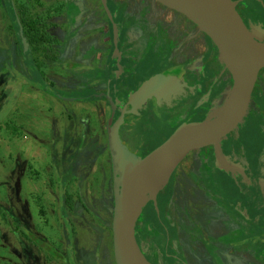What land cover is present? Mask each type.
<instances>
[{
	"label": "flooded vegetation",
	"instance_id": "obj_1",
	"mask_svg": "<svg viewBox=\"0 0 264 264\" xmlns=\"http://www.w3.org/2000/svg\"><path fill=\"white\" fill-rule=\"evenodd\" d=\"M233 1L250 31L255 34L264 31V0ZM106 4L116 25V39L101 0H0V22L5 24V37L8 39L7 47L0 46L1 60L12 74L15 71L13 75L6 73L0 77V114H4L1 112V93L8 91V83L22 81L24 91L34 96L40 91L35 78L46 82L52 92L67 88L71 91L90 90L93 99L83 100L79 95L66 98L81 104V108H73L71 114H82L79 111L82 104L93 101H102L105 107L103 132L96 127V131H92L86 114L82 116L80 128L72 123L60 125L51 117L41 121L42 117L39 118L33 110L30 114H23L17 104L20 97L12 109L14 112L10 113L16 114L14 124L7 121L6 115L0 116V134L4 130L16 137L19 152L23 150L24 137L31 143L32 150L35 149L34 144L48 152V160L43 164L46 173L44 187L45 192L52 193L55 203L60 229L58 239L50 229L33 232L24 217L23 177L33 182V176H28L33 173L32 164L23 153L18 152L14 158L20 167L17 175L20 204L15 217L24 227L25 233L19 234L18 239L27 264H48L51 261L100 264L99 251L105 243L106 251L112 252L114 262L112 174L106 136L111 107L104 96L109 79H115L109 83V95L116 105L113 121L122 108L131 110L128 100L151 77L162 74L178 79L168 93L156 92V95L147 97L134 109L136 115L125 118L119 127V137L131 152L124 140L129 141V133L136 130L140 140L133 147L142 154L133 153L138 156L149 153L169 135H163L154 143L150 139L143 141L146 133L152 139L158 135L148 130V119L161 114L171 131L183 123L201 122L212 114L214 107L222 105L224 95L232 85L231 75L220 60L216 47L184 15L156 0H106ZM94 10L103 14L101 20L91 19L87 11ZM13 17L19 24L18 32L12 27ZM20 35L31 39V44L26 45V53L30 55L27 65L33 67L36 75L30 74L26 64L14 54ZM7 54L9 59H6ZM71 55L73 57H69ZM68 60L77 66L75 73H71L72 78L67 77V67L71 69L73 64ZM17 62L25 65L20 72ZM81 69L82 74L79 73ZM57 70L63 71L64 79L55 78ZM89 70L93 72L90 75ZM16 74L23 79H17ZM42 89L44 91L45 88ZM46 111L50 114L51 107ZM249 123L258 132L257 142H253L256 157H244L243 164L238 146L227 142L248 128ZM91 153L94 155L88 160L86 155ZM83 161H93L100 169L97 176L99 189L91 196L96 207L87 200ZM24 167L30 170L24 171ZM35 176L36 180L40 177L38 173ZM221 176L233 179L236 185L244 179V196L252 203L250 210L264 213V67L256 79L248 118L239 131L227 136L217 146L187 155L157 193L155 202L149 200L143 207L148 208V219L139 221V216L135 238L151 264H264V259L256 254L264 248V221L260 228L253 224L244 230V226H249L245 209L228 202V196H224L221 190L214 191L219 187L216 177ZM88 216L98 224L91 223ZM255 228L258 231L256 235L250 234L249 230ZM30 244L31 250L28 249ZM142 244L145 245L144 252Z\"/></svg>",
	"mask_w": 264,
	"mask_h": 264
},
{
	"label": "water",
	"instance_id": "obj_2",
	"mask_svg": "<svg viewBox=\"0 0 264 264\" xmlns=\"http://www.w3.org/2000/svg\"><path fill=\"white\" fill-rule=\"evenodd\" d=\"M156 1L184 15L207 36L231 75L232 85L218 111L201 122H194L198 124L194 130H186L193 123H183L149 153L138 156L122 143L119 127L125 118L136 115L134 109L147 97L156 95V92L168 93L169 89L176 86L178 79L162 74L151 77L128 100L131 110L122 108L114 121L116 105L109 95V83L115 79L106 82L104 96L111 107L106 136L112 174L111 232L115 264H151L144 257L135 238V225L143 207L149 200L155 202L157 193L187 155L217 146L227 136L239 131L248 118L256 79L260 69L264 67V31L259 34L250 31L238 14L233 0ZM101 2L112 23L116 39L115 22L106 0ZM25 50L24 43V57ZM118 74L117 70L116 75ZM46 92L65 99L52 91ZM137 186L144 187L142 196H135Z\"/></svg>",
	"mask_w": 264,
	"mask_h": 264
},
{
	"label": "rangeland",
	"instance_id": "obj_3",
	"mask_svg": "<svg viewBox=\"0 0 264 264\" xmlns=\"http://www.w3.org/2000/svg\"><path fill=\"white\" fill-rule=\"evenodd\" d=\"M244 11V6L242 7ZM90 13L91 19L94 21H99L103 17V14L97 10L94 11H87ZM11 14V13H10ZM14 17L12 18L13 22V28L18 32L19 24L17 22H14ZM5 24L0 22V46L1 47H7L8 42L7 38L5 37ZM20 35L18 39L21 37ZM25 58H21L20 61H24L26 64V68L32 75H36V73L33 71V67L28 64V60H30V55L28 53L25 54ZM73 57V55L69 56ZM80 58V57H79ZM18 59V57H17ZM70 62V60H68ZM17 67L18 71L25 68V65L18 64ZM73 63V62H70ZM76 63H73L70 67H67L68 73L67 77L72 78L73 74L75 73L74 68ZM69 66V65H68ZM156 66V64H155ZM89 75L93 72L90 70L88 71ZM15 71L13 72V74ZM71 73H73L71 75ZM82 74V69L79 72ZM12 74V73H11ZM12 74V75H13ZM56 79H64L63 71L57 70L56 71ZM78 74V75H80ZM18 77V78H17ZM16 78L19 80H22L23 78H20V75L16 74ZM41 79V78H40ZM35 78L36 84L39 85L40 91L34 95V96H26L24 93V83L22 81L17 82L15 80H12V82L8 83V86L6 89L8 91H3L1 93V96L3 98V105L1 107V112L6 115L7 121H11L10 123L14 124V118L16 114H10L14 112L13 107L15 103L17 102L18 98V106L19 109L23 112V114H30L31 110L35 111L36 114H38V117H42L41 121L45 117H51L53 119H56V122L60 125H68L70 123L74 124L77 128H80V121L82 120V116L86 114L88 116V123L90 127H93L92 131H96V128L100 129V132H103V121H102V115L104 111V105L101 102H91L89 104H82V110H79L82 112V114H71L73 108H77L78 101L71 99H66L68 96L70 97H76L79 95V97H82L83 94L89 93L90 90H83L80 89L78 91H71V89H58L53 90V93L60 95L61 97L65 99H57L56 96L51 95L50 93L46 92L45 90L49 89L52 91L51 88L48 87L46 82H43L41 79ZM33 80V81H34ZM38 81V82H37ZM21 84V85H20ZM44 87V91L41 88ZM79 85V84H78ZM22 89V93H21ZM5 90V89H4ZM73 92V93H72ZM5 93V94H4ZM228 92L224 95V100L226 99ZM67 95V96H64ZM56 97V98H55ZM48 107H51L50 114L46 111ZM221 107L216 106L211 111L212 114L216 113L218 109ZM46 113V114H45ZM212 114H209L212 115ZM99 119V120H98ZM254 123H256L254 121ZM146 124L148 125V130H153L155 134L158 135L156 138L152 139L151 136L146 133L144 137H142V140L148 141L149 139L151 142H156L159 140L160 137L163 135H170L173 131L169 129V126L166 125L165 118L161 114H158L153 119H148ZM39 125H41V122L39 120ZM245 130L243 129L242 132L237 134L234 138L230 139V141L227 142V144L233 143V145L238 146V149L240 150L241 154V161L244 164V157L252 158L256 157V154L254 153V143L257 142V130L253 125L250 123L247 125ZM250 127V128H249ZM39 129V128H38ZM41 129H39L40 131ZM40 133V132H39ZM93 133V132H92ZM96 133H94L95 135ZM129 141L124 140L125 144L135 153L142 154V152L134 150L133 145L137 144L139 137L136 132V130H132L131 133H129ZM168 135V136H169ZM40 138L39 136H37ZM47 137V134H45V138ZM10 136V132L2 131L0 134V264H27V262L24 260L23 257V250L21 249L19 245V234L23 235L25 233L24 227H22L20 224L17 223L16 217L17 216V207L20 204V188H19V182L17 179L18 171L20 167H17V165L14 162V158L16 154L19 152V142L17 141L16 137ZM23 150L19 152L20 154H24V158H28L32 164V172L29 173L28 176H33V182L27 177L26 179L23 177V185L24 189L21 193V196L23 198V212L24 217L29 221L31 224V229L33 232H44L45 229H50V233L56 234V239L59 238V228H58V217L57 213H55V203L52 198V193L45 192V171L43 170V164H45L48 160V152L46 150H43L42 147H35L33 144V147L35 149H31V143L24 137L23 141ZM254 155H253V154ZM91 154H87L86 158L88 160L92 159ZM194 155V154H192ZM196 155V154H195ZM197 156V155H196ZM94 159V158H93ZM26 168L24 167V171H26ZM99 167L95 165L93 161L90 163L88 161L82 162V174H85V177L87 179L86 182V191H87V200L89 201L91 206L96 207V203L92 199V195L95 194L99 189V184L97 181V176L100 172ZM24 173V172H23ZM38 173L40 177L38 180L35 176V174ZM244 175V174H243ZM216 182L218 183L219 187L214 189V191L221 190L222 194L224 196H228L227 201L231 202L232 205H241L243 207L245 212V218H247V222L249 226H244V230H248L251 228V226L254 224L255 227H262V223L264 221V213H261L259 211H251L250 206L252 203L245 199L244 196V179L243 181L236 185L233 184V179L228 180L224 177H216ZM235 182H239L237 179H235ZM167 188V187H166ZM247 195V194H246ZM248 207L247 208H244ZM13 214V215H11ZM56 214V216H55ZM149 211L148 208H143L142 213L140 215L139 221H142L145 219H148ZM61 218V217H60ZM88 220H91V223H97L96 220H94L91 217H87ZM62 219V218H61ZM155 220V219H154ZM63 221V219L61 220ZM155 222V221H154ZM256 230H249L250 234L256 235ZM52 230V231H51ZM244 234V233H243ZM242 234V235H243ZM244 236V235H243ZM256 240V239H255ZM258 242V240H256ZM32 247V244L28 246V249ZM107 244H103L101 247V250L99 251L100 254V264H114L112 259V252L109 253V251H106ZM31 250V249H30ZM256 254L260 258L264 259V248L259 249ZM31 261V260H30ZM48 264H62L52 261Z\"/></svg>",
	"mask_w": 264,
	"mask_h": 264
},
{
	"label": "trees",
	"instance_id": "obj_4",
	"mask_svg": "<svg viewBox=\"0 0 264 264\" xmlns=\"http://www.w3.org/2000/svg\"><path fill=\"white\" fill-rule=\"evenodd\" d=\"M251 4H253V3H251ZM253 6V5H252ZM252 8V7H251ZM29 32H30V30L28 29V34H29ZM23 43H25L27 46L28 45H30L31 44V39L30 38H27L26 36H25V39L24 38H17V42H16V44H15V46H14V54H15V56H17V57H19L20 59L23 57V58H25L22 54H23V51H24V44ZM1 52V51H0ZM25 54H26V50H25ZM9 54H7L6 55V59H9V56H8ZM1 57H2V54H0V63H2V65H0V77H3L4 76V74H10L11 73V71L10 70H8L7 69V67H5L4 66V60H1ZM3 57H4V55H3ZM24 62V61H23ZM25 63V62H24ZM4 70H7V71H4ZM41 88H44V87H42V85H41ZM82 99L83 100H89V99H93L92 98V95L90 94V93H86V94H84L83 95V97H82ZM107 112H108V109H107ZM142 213V212H141ZM11 215H13V214H11ZM153 218L154 219H156V217L154 216V214H153ZM17 221V220H16ZM18 223V222H17ZM145 245L144 244H142V246H141V249L143 250V252L145 251Z\"/></svg>",
	"mask_w": 264,
	"mask_h": 264
},
{
	"label": "bare ground",
	"instance_id": "obj_5",
	"mask_svg": "<svg viewBox=\"0 0 264 264\" xmlns=\"http://www.w3.org/2000/svg\"><path fill=\"white\" fill-rule=\"evenodd\" d=\"M197 126H198V124H196V123L190 124V125L186 128V130H187V131L194 130ZM143 191H144V187H139V186H137V187L135 188V190H134V194H135L136 197H137V196H142Z\"/></svg>",
	"mask_w": 264,
	"mask_h": 264
},
{
	"label": "crops",
	"instance_id": "obj_6",
	"mask_svg": "<svg viewBox=\"0 0 264 264\" xmlns=\"http://www.w3.org/2000/svg\"><path fill=\"white\" fill-rule=\"evenodd\" d=\"M81 58H82V56H81ZM26 96H28L29 94H27L26 92L24 93ZM37 93H35L34 95H36ZM30 96V95H29ZM78 106L79 107H77V108H81V104H78Z\"/></svg>",
	"mask_w": 264,
	"mask_h": 264
}]
</instances>
